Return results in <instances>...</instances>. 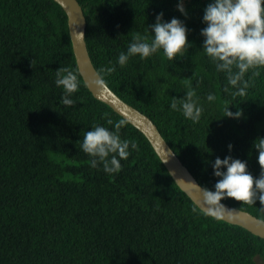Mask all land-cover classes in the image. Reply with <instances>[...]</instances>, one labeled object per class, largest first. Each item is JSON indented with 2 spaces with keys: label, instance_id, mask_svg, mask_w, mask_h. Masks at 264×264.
<instances>
[{
  "label": "trees",
  "instance_id": "obj_1",
  "mask_svg": "<svg viewBox=\"0 0 264 264\" xmlns=\"http://www.w3.org/2000/svg\"><path fill=\"white\" fill-rule=\"evenodd\" d=\"M77 1L98 74L151 119L203 188L214 190L211 165L229 155L259 176L252 146L264 137V69L245 96L224 92L225 75L202 52L210 0H183L187 17L177 10L180 0ZM161 12L165 22L186 25L187 52L173 61L158 51L116 65L134 35L150 36L147 27ZM113 65L115 72H100ZM61 67L78 72L61 7L52 0H0V264H264V240L199 210L128 122L119 134L137 148L129 149L122 170L92 168L80 150L84 133L96 124L113 130L107 121L124 119L93 98L80 74L75 105L60 104L54 81ZM189 86L203 107L198 123L169 109ZM228 107L242 117L223 118ZM222 202L264 220L259 202Z\"/></svg>",
  "mask_w": 264,
  "mask_h": 264
},
{
  "label": "clouds",
  "instance_id": "obj_2",
  "mask_svg": "<svg viewBox=\"0 0 264 264\" xmlns=\"http://www.w3.org/2000/svg\"><path fill=\"white\" fill-rule=\"evenodd\" d=\"M177 10L187 17L183 0L177 4ZM202 23L206 25L200 32L203 38L202 52L215 66L216 72L225 75L227 86L224 92L245 96L252 79L260 77L261 69H264V0H210L204 9ZM147 28L150 29V36L134 35L126 51L119 53L116 65L123 68L131 58L145 60L158 51H162L168 60L173 61L185 54L191 46L187 40L189 30L177 18L165 22L161 12L157 14L156 22ZM115 71V65L100 69L101 73L107 74ZM55 76L54 83L63 93L59 103L66 108L73 107L76 101L72 96L81 87L79 73L61 67L55 71ZM92 83L96 87L107 89L103 76ZM205 99L212 103L216 96L209 93ZM169 109L179 111L186 120L193 123H198L203 113L196 91L191 86L183 98H171ZM242 115L241 110L233 113L228 107L223 118L238 120ZM107 124L113 125V130L100 124L93 125L90 131L84 133L79 144L80 150L91 158L92 168L102 166L104 173L115 174L122 170L121 161L127 160L131 155L129 149L135 150L137 145L130 140L121 139L120 129L125 126L126 121L114 123L109 119ZM252 147L257 153V163L261 169L258 177L247 170L245 161L229 155L223 160L216 158L211 165L213 175L217 178L214 190L195 184L202 191L206 214L213 219L223 220L225 212L235 211L226 209L221 203L225 199L253 205L259 202L264 206V137L254 141ZM228 149L231 152L232 145Z\"/></svg>",
  "mask_w": 264,
  "mask_h": 264
},
{
  "label": "water",
  "instance_id": "obj_3",
  "mask_svg": "<svg viewBox=\"0 0 264 264\" xmlns=\"http://www.w3.org/2000/svg\"><path fill=\"white\" fill-rule=\"evenodd\" d=\"M52 1L61 7L67 17L68 32L76 66L89 93L94 99L108 106L115 114L144 135L177 187L186 194L199 210L206 213L207 209L202 202V191L199 188L202 186L169 147L151 119L121 100L108 86L105 89L104 87H96L93 85L92 82L98 79L100 75L93 66L88 53L85 41L87 22L84 11L78 1ZM221 203L224 204L226 209H235L231 213L225 212L224 219L221 221L239 226L252 235L264 240V222H262L264 220L246 211L231 207L222 201Z\"/></svg>",
  "mask_w": 264,
  "mask_h": 264
}]
</instances>
